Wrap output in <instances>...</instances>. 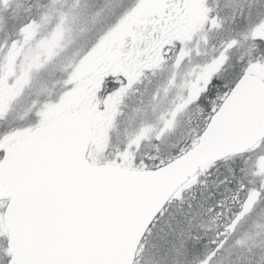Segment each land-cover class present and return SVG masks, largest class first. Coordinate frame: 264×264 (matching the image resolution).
<instances>
[{
  "label": "snow or ice",
  "instance_id": "obj_1",
  "mask_svg": "<svg viewBox=\"0 0 264 264\" xmlns=\"http://www.w3.org/2000/svg\"><path fill=\"white\" fill-rule=\"evenodd\" d=\"M0 264H264V0H0Z\"/></svg>",
  "mask_w": 264,
  "mask_h": 264
}]
</instances>
